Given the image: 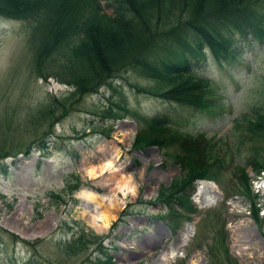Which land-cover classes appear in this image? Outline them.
<instances>
[{
  "label": "rangeland",
  "instance_id": "1",
  "mask_svg": "<svg viewBox=\"0 0 264 264\" xmlns=\"http://www.w3.org/2000/svg\"><path fill=\"white\" fill-rule=\"evenodd\" d=\"M100 1L109 12L106 0ZM30 23L0 12V264L28 260L29 264H96L100 254L96 243L90 240L73 251L62 242L75 236L80 224L84 231L91 229L102 237L103 250L109 251L115 264H264V171L255 174L245 168L252 187L259 191L258 219L249 212L252 193L240 191L231 167L242 164L240 155L227 154L219 180L209 179L212 188L207 179H196L186 189L197 208L195 213H183L191 216L186 220L157 203L158 188L179 175L180 164L166 158L155 144L142 149L131 145L139 127L132 115L135 111L145 117L166 115L184 132L221 136L215 149L223 153L225 143L234 138L231 118L244 123L256 108H264V42L237 35L231 43L233 56L186 52L191 71L212 81L209 93L216 95L210 98L215 107L211 109L137 91L135 85L158 91L172 83L135 72L129 64L113 68L108 77L102 75L96 90L73 93V85L53 76L59 74L57 53L36 58L40 35L33 37ZM161 34L155 49L159 55H152L166 60L179 39L169 41L170 25ZM242 152H247L245 145ZM106 160L112 164L101 173L99 167ZM115 168L119 176L134 178L135 192L114 188ZM76 176L81 183L66 192ZM198 184L207 187L203 199ZM80 188L116 199V217L104 231L89 224L77 195ZM53 192H60L64 202L50 203L56 199ZM73 220L79 224L75 226ZM174 224L178 227L172 230ZM185 228L191 235L180 243ZM237 240L247 246L245 250L236 245Z\"/></svg>",
  "mask_w": 264,
  "mask_h": 264
},
{
  "label": "trees",
  "instance_id": "2",
  "mask_svg": "<svg viewBox=\"0 0 264 264\" xmlns=\"http://www.w3.org/2000/svg\"><path fill=\"white\" fill-rule=\"evenodd\" d=\"M106 2L110 6L109 12L103 10L99 0H0V12L5 17L31 20L29 26L33 37L40 35L35 50L36 58L40 60L48 53H57L61 58L58 62L59 74L53 76L63 83H69V86L73 85V93H83L87 89L96 90L95 87L100 84L98 79L102 75L108 77L113 68L129 64L135 72L146 74L162 83H172L170 87L158 91L135 85L137 91H147L156 97L186 102L202 108L212 107L207 99L210 79L195 76L188 70L186 51L204 54L202 45L205 42L216 56L224 54L229 46L228 37L224 34L226 31L264 35V28L260 25L261 13L258 11L263 7L262 0ZM164 25L166 29L160 30ZM169 25V41L178 38V47L169 51L170 58L160 60L155 51L156 47L160 46L157 42L158 35L168 31ZM182 33L187 39L182 37ZM189 33H194L195 38L189 39ZM252 114L243 124L239 117L231 118L234 138L230 144L225 143L221 153L219 147L218 150L215 149V134L207 136L201 131L181 135L182 132L164 116L145 117L135 113L141 126L136 132L132 146L142 148L150 144L158 145L166 158L180 164L178 177L171 179L167 185H160L158 190L157 200L165 203L170 209V214L189 219V214L183 213L194 212L195 207L189 199L190 191L186 189L196 177L217 179L220 168L225 166L227 153L231 157L236 153L240 155L243 164H236L233 173L238 171L237 182L242 190L250 191L245 166L249 165L256 173L264 169V109H255ZM243 145L246 146L247 152L241 155ZM80 183L76 176L66 185V192H72ZM52 195L56 199L50 203L55 205L65 200L60 192H53ZM258 202L254 196L250 205L254 219L259 218ZM174 204L179 208L176 209ZM35 207L37 212V206ZM40 213L38 211L36 215ZM124 219L125 216L121 217L120 221ZM73 224L76 226L79 222L73 220ZM73 233L76 235L72 238L62 240L65 247H73V251H78L91 240L100 249L96 264H115L109 251L103 250L100 242L102 237L93 230L84 231L83 225L80 224L78 230ZM28 262L29 260L25 264H29Z\"/></svg>",
  "mask_w": 264,
  "mask_h": 264
},
{
  "label": "bare ground",
  "instance_id": "3",
  "mask_svg": "<svg viewBox=\"0 0 264 264\" xmlns=\"http://www.w3.org/2000/svg\"><path fill=\"white\" fill-rule=\"evenodd\" d=\"M111 161L112 160H106L104 163H101L98 171H100L101 173L105 172L106 168H109L111 166L112 164ZM119 174L120 173L118 172L117 169L113 171L111 174L112 178L115 179L114 181L115 183L113 184L115 185L114 188L115 187L123 188L135 192L136 181L134 182V178L130 177L131 175H127L126 178V176L125 177L119 176ZM110 181L111 180L105 182V184L109 185L111 183ZM205 182L207 183V186L210 188L214 186L213 182L211 181H205ZM206 189L207 187H203L202 184H198V194L200 198L203 197L204 194L203 191H205ZM77 195L81 199V205L83 207V211L86 212V214H88L89 224L93 226L95 230L104 231L108 227L109 220L111 218L116 217V212H115L117 209L116 199L112 196V194L97 193L94 190L88 188H80L77 191ZM217 197L218 194L216 195V198ZM190 235H191V230L189 228H185L181 238L182 241L185 242L186 240H188ZM236 245H241L242 250H245V248L247 247L245 245L242 246L241 242L239 241L238 243H236Z\"/></svg>",
  "mask_w": 264,
  "mask_h": 264
}]
</instances>
